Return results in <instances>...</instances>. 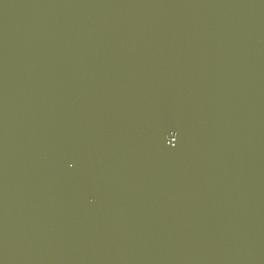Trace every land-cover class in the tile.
Listing matches in <instances>:
<instances>
[{
    "label": "water",
    "instance_id": "water-1",
    "mask_svg": "<svg viewBox=\"0 0 264 264\" xmlns=\"http://www.w3.org/2000/svg\"><path fill=\"white\" fill-rule=\"evenodd\" d=\"M0 264H264V0H0Z\"/></svg>",
    "mask_w": 264,
    "mask_h": 264
}]
</instances>
